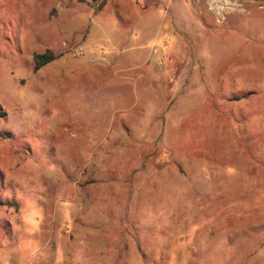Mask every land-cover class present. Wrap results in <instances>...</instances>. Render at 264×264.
<instances>
[{
    "label": "rangeland",
    "instance_id": "rangeland-1",
    "mask_svg": "<svg viewBox=\"0 0 264 264\" xmlns=\"http://www.w3.org/2000/svg\"><path fill=\"white\" fill-rule=\"evenodd\" d=\"M0 115V264H264V2L0 0Z\"/></svg>",
    "mask_w": 264,
    "mask_h": 264
},
{
    "label": "trees",
    "instance_id": "trees-1",
    "mask_svg": "<svg viewBox=\"0 0 264 264\" xmlns=\"http://www.w3.org/2000/svg\"><path fill=\"white\" fill-rule=\"evenodd\" d=\"M258 3H263L264 0H254ZM57 59L56 56L50 54V53H44V54H35L33 56V61H34V72H38L42 67L45 65L55 61ZM2 115V114H1ZM0 115V117H2Z\"/></svg>",
    "mask_w": 264,
    "mask_h": 264
}]
</instances>
